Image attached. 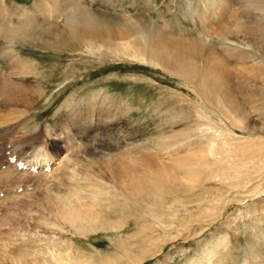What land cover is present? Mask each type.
I'll return each mask as SVG.
<instances>
[{
    "label": "rangeland",
    "instance_id": "374dc122",
    "mask_svg": "<svg viewBox=\"0 0 264 264\" xmlns=\"http://www.w3.org/2000/svg\"><path fill=\"white\" fill-rule=\"evenodd\" d=\"M0 2L21 11L13 15L0 6V48H5L10 60L22 58L36 65L38 76L25 82L34 86L40 82L38 90L43 93L17 112H4L0 97V115L5 116L0 120V264H12L19 257L29 264H53L54 256L70 259L69 264L77 260L85 264H264V129L254 133L243 125L233 126L217 108L202 109L211 124L201 122L184 109H188L184 98L194 101V97L178 79L148 64L89 49L71 39L68 47L62 46L67 41L64 20L50 17V22H58L48 33L46 17L34 10L35 4L44 9L36 0ZM73 2L77 10L102 15L106 22L121 25L140 19L185 40L197 39L202 33L201 17L221 15L215 7L218 0ZM229 2L234 11L228 20L240 11L242 0ZM46 3L45 9L55 14L52 0ZM20 14L22 20L17 18ZM30 22L41 24L31 39L4 43L3 29L31 32ZM12 46L17 54L11 52ZM3 60L0 56L2 66ZM183 113L190 114L189 120L181 121L178 116ZM250 116L262 122L264 110ZM186 122L194 124L197 148L211 147L207 138L213 135L223 153L217 155L218 165L211 158L204 159L195 171V181L178 186L165 182L166 192L159 196L168 209L159 222L167 225L164 232L135 204L127 207V214L105 202L93 207L91 211L108 226L103 230L98 225L96 232L76 233L58 217L59 209L68 202L90 205L88 170L98 161L114 159L128 150L141 157L139 149L145 146L149 156L172 170V159L188 153L186 141L155 146L160 138L167 140L185 130ZM243 147L256 158L241 157L237 150ZM15 156L27 159L25 163L50 159L51 172L19 170L16 163H8ZM97 170L96 174L101 172ZM102 179L109 182L107 172ZM207 252L211 253L209 259Z\"/></svg>",
    "mask_w": 264,
    "mask_h": 264
},
{
    "label": "bare ground",
    "instance_id": "6f19581e",
    "mask_svg": "<svg viewBox=\"0 0 264 264\" xmlns=\"http://www.w3.org/2000/svg\"><path fill=\"white\" fill-rule=\"evenodd\" d=\"M46 1L48 0H36V3L42 5L44 9L40 10L35 4L34 10L36 9V12L46 17L48 29H45L48 33L51 27L55 28L53 25L58 22H52V20L50 22V17L64 20L63 26L67 28L65 32L67 41L64 40L66 42L61 44L62 46L68 47L71 39L76 44L85 45L89 49L94 48L100 52L104 50L109 54L119 55L117 57L121 56L160 69L178 79L190 91L194 101L188 100L187 97L184 98L187 102L186 106H188V109H184L194 113L201 122L204 120L207 124H211L208 117L203 114L202 109L217 108L233 126L243 125L244 129H250V132L253 131L254 133L264 129V127L257 128L258 125L264 126V121L258 122V119L250 116L264 110V0H242L240 11H236L237 14H232L229 20L228 14L234 11L231 9V3L229 0H218L215 7L221 15H211L209 19L201 17L200 23L207 25L200 24L199 28L202 33L198 29L197 33H201L199 37L189 40L180 38V35L177 37L168 35L153 24L140 19L134 20L133 18L131 21H123L121 25L117 24L118 21L116 24L106 22L101 18L102 15L99 16L82 8L80 10L74 8L76 4L73 2L74 0H52L56 10V13L53 14L55 11L45 9L44 5L48 4ZM0 6H3L2 2H0ZM4 6L6 10L14 13L13 15L21 12L14 5L5 4ZM27 14L33 16L31 12ZM22 15H17V18L22 20L20 19ZM214 17L218 18L214 19ZM26 24L29 25V22ZM30 27L31 32H23L19 29H16L17 31L3 29L1 36L4 43L13 45L16 41L29 40L32 32L41 29V24L36 25L34 22H30ZM38 42L40 43L42 40ZM14 46L11 47V52L17 54L14 52ZM4 49L3 46L0 48V56L4 59V66L0 65L2 107L4 112H17L18 108L28 107L35 103L43 93L41 94L38 90L41 88L40 82L35 86L25 82V79L30 76H38L36 65L31 60L27 61L22 58L16 61L14 58L10 60L6 57ZM14 79L18 82H15ZM173 111L175 112V110ZM187 115L183 113L178 117L181 121L189 120ZM2 117L0 115V120L5 119V116L3 119ZM185 127V130L172 138L167 140L160 138L155 146L168 147V145L186 141L185 150L188 153H185V156L177 155V159H172L174 162L172 170L163 167L162 160L149 156L145 146L139 149L143 151V155L140 151L138 152L141 157L132 155L134 150H128L115 156V160L112 159L113 157H109L103 162L98 161L91 165L88 170L87 179L92 182L88 187L90 205L86 206L82 202H68V204L63 205L62 209H59L58 217L76 233L78 231L82 234L96 232L98 225L99 229L103 230L108 226L104 224L100 216L91 211L93 207L98 206L100 202H105L108 205L119 206L122 213L127 214V207L135 204L138 209L143 208L145 215L150 216L155 227L156 225L162 226L164 232L167 225H162L159 222L163 218L164 211L168 209L164 208L159 198L166 192L165 182H171L172 185L178 186L183 181H195L198 177L195 171L198 167H202L201 164H203L204 159L211 158L213 163L218 165L217 155L223 153V147H219L220 145L214 140L215 136L213 135L207 138L211 147L207 145L204 150L197 148V143L193 141L196 137V134L193 133L194 124L192 126L186 122ZM207 127L209 128V126ZM237 152L246 160L256 158L244 147L239 148ZM26 164L33 168H43L49 167L51 163L50 159H46L45 161L40 160L35 163L31 161ZM96 168L101 172L96 174ZM103 172L105 174L107 172L108 177H110L109 182L103 181L102 177L105 175ZM176 174L178 176L179 174H187V177L180 179ZM147 203L151 204L148 205ZM169 218L173 220V216ZM111 228L114 229V226ZM149 231L147 229V232ZM210 256L211 253L207 252L206 257L209 259ZM52 260L54 261L53 264H69L71 261L56 256ZM11 261L12 264H29L23 257ZM77 261L73 264H85L84 261Z\"/></svg>",
    "mask_w": 264,
    "mask_h": 264
}]
</instances>
